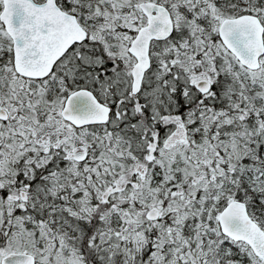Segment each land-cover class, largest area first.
Here are the masks:
<instances>
[{
    "label": "snow or ice",
    "instance_id": "obj_1",
    "mask_svg": "<svg viewBox=\"0 0 264 264\" xmlns=\"http://www.w3.org/2000/svg\"><path fill=\"white\" fill-rule=\"evenodd\" d=\"M0 264H264V0H0Z\"/></svg>",
    "mask_w": 264,
    "mask_h": 264
}]
</instances>
